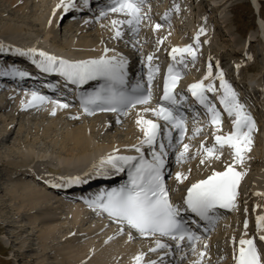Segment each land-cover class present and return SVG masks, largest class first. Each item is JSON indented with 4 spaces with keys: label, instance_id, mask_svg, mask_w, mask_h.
<instances>
[{
    "label": "snow or ice",
    "instance_id": "6c2138e0",
    "mask_svg": "<svg viewBox=\"0 0 264 264\" xmlns=\"http://www.w3.org/2000/svg\"><path fill=\"white\" fill-rule=\"evenodd\" d=\"M145 3L146 0H108L107 4L100 6L99 15L95 19L99 21L100 18L107 17L110 13L120 14L124 19L111 20L112 38H123L125 33L121 30V25H127L129 32L135 36L139 33L141 22L148 18V13L144 10ZM173 7L179 12V5ZM56 9H63L64 13L70 10H91L90 0H79V3L77 0H60L53 9V15H55ZM168 18L169 14L166 12L162 19L168 20ZM85 23L88 21L85 20ZM49 24H51V20H49ZM102 27H107V25H102ZM152 27L153 31H156L163 25L156 23ZM205 31L204 27H200L194 36V44L173 47L169 52L172 63L168 65L164 75L161 102L155 107L151 106L153 100L152 81L155 74L159 72V66H154L151 63L154 59L151 53L146 58L148 62L147 86L139 79L129 86L127 71L129 62L115 49L105 47L99 56L72 60L50 54L36 47L21 48L0 42V53L27 57L41 72L56 73L66 83L75 85L77 88L89 81H96L97 84L94 88L79 94L80 106L88 115H92L96 111L114 112L118 114L117 123H120L119 115L127 116L137 105L144 106L137 111L135 119V124L142 136L137 138V143L126 146L134 150L137 155H122L119 154V149L113 148L110 154L101 157L99 162L92 166L97 176L106 174L109 167L114 172H122L127 167V180L119 187L102 191L95 199L85 200L90 207L107 213L115 223L120 225V233H123L124 225H127L129 240L133 239V231L141 237L154 238L153 245L149 247L148 251L157 252L160 250L162 255L157 260H145L146 254L143 251L137 252L132 257V264H164L166 256L176 253H180L179 260L183 261L187 255L182 250L184 248L190 250L194 257L189 261V264H210V261L206 260L207 242L204 241L202 247L198 248L197 242L203 240V237L190 225L199 228V222L205 221L207 226L204 231L207 232L209 227H214V222L218 219L217 209L229 211L238 209V186L246 173L238 171L236 165L242 166L245 160L250 158L246 156V153L250 151L253 143L252 134L256 131V121L245 104L240 101L238 93L225 79V73L220 68L219 62L215 66V77H213V65L209 63L205 76L201 80L189 84L188 91L206 109L209 123L213 129V145L205 146L203 141L200 143L198 149L200 164H205L206 161L208 163L213 160L219 161L225 147L230 149L231 162H225L222 170L212 169L211 174L206 178L191 183L187 187L181 203L172 201L171 189L165 182L166 159L169 150L176 146L172 142L171 130L173 128L179 130L180 136L176 141L179 144L184 138L186 129V118L180 114L177 107L185 97L181 96L178 101L173 91L181 79V71L177 65L181 64L187 67L184 60L185 54L195 62L197 49L200 46L199 36ZM207 42V40L204 41V43ZM136 43L139 41L137 40ZM161 43H163V38L157 40V44ZM135 46L133 44V47ZM109 52H112V55H108ZM177 55L180 56V60L176 59ZM37 56L39 59L36 58ZM246 58L252 59L247 54ZM141 62L143 63V60ZM239 68L240 64H236V69L239 70ZM0 76L23 79L29 77L30 73L14 64H9L0 68ZM214 79L219 80V89L212 82ZM48 87H52V85L49 84ZM206 93L216 94L215 98L219 100L223 111L230 118L232 130L229 133L220 134L222 114L216 105L208 99ZM25 96L28 99L27 101L21 100V108L37 107L45 102H50L60 108L70 106L58 99L53 100L51 97L44 96L38 90L25 89ZM56 107L52 109L53 115L56 112ZM142 113H151L157 120H163L164 126H161L156 120L145 118ZM200 131V128H196L194 133L199 134ZM145 145L149 149L150 159H146L145 153L142 151ZM189 148V144H183L182 150L176 152L178 163L186 159ZM87 175L85 173V176ZM171 175L172 173L169 172L168 176ZM187 178V174L183 172L175 173V180L178 184L183 183ZM61 181V183H52L51 186L60 188L80 184L83 182V177H61ZM45 183L51 182L46 180ZM253 194L264 197V192ZM258 207L261 206L254 205L253 212ZM247 211L248 209L245 207L243 231L239 239L235 235L231 237L232 264H264V251L256 242L258 239L261 245H264V212L255 216V232L250 236ZM190 214H194L199 219H192ZM167 240L174 242V249L173 244L168 243ZM184 241H187L186 245L183 244Z\"/></svg>",
    "mask_w": 264,
    "mask_h": 264
},
{
    "label": "rangeland",
    "instance_id": "374dc122",
    "mask_svg": "<svg viewBox=\"0 0 264 264\" xmlns=\"http://www.w3.org/2000/svg\"><path fill=\"white\" fill-rule=\"evenodd\" d=\"M0 4H2V6L0 5V29L1 30L6 29L9 26H10L9 28H14V30L12 31H14L17 34H11V35H13L15 39H29L37 35H41L45 33L46 30L51 28L48 22L46 23L42 22L41 24L33 23L34 25L32 26H27L26 24H23V22L27 19L29 20L34 19L31 13L32 11L36 12L38 15H41V16L43 15L42 18L48 17L49 20H52L54 16L55 17L57 16V15H53V11L50 10L51 6L54 4V0H28V4L25 5V7L27 6V8L26 10L24 9L25 7L23 8V11H22L23 13L20 11L16 12V10L13 9L12 6L9 5L10 2L7 0H0ZM262 4H263V7L261 9V12H262L261 15L264 16V0H262ZM155 5H156V8H160L159 4L155 3ZM184 8L189 12L190 11L193 12L194 9L202 10L203 13H206L212 19H214V17L216 19L220 18L222 22L225 24V28L227 27L230 33L232 32L231 35L229 37L225 35L223 30H221L222 28L221 27L219 28L216 22L215 23L211 22L205 25V22L199 16L198 17H190V16L185 17L186 20H189L188 21L189 23L188 25H186V27L185 25L184 26L182 25L179 29L174 27V25L176 24H172V25L170 24V25H163V27L156 30L157 31L156 33L155 31H153V29L147 30L149 36H154V35L160 36L157 39H155L154 37L153 38L149 37L148 42H146L140 34L128 40L129 36H131V34L128 33V30H129L128 26L121 25L120 26L121 30L125 33V35L123 36L121 43L118 46H117V41H115L116 39L111 38L113 36L112 34L113 32L111 30V20L120 19L121 17L119 15H109L107 17H104L105 24L104 22H102V24L99 23L98 25L93 23L92 25L89 24L90 25L89 27H88V24H85L84 22L78 25H75V27L73 28L71 26V29H70V25L65 26L64 24V30L66 32L67 30H69L67 36L72 42L74 41L77 43L81 40H87L92 44L100 45L99 48H105L106 45H108L107 47L108 48L110 47L109 49H112V46H113V49L117 51L118 47L120 46V48H122L124 53L130 54V55L138 56L143 53H146V54L151 53L154 57L155 54L158 53L160 56L163 57L165 52L169 50L171 46L173 47V44L176 46L181 45L182 43H184V41H186V39H188L187 38L188 35L191 36L192 34L193 36H195L198 29L200 27H204L206 29L205 33L199 36L200 46L197 49V53H198L197 58L195 62L193 61L187 62L186 69L188 70V73H189L188 77L190 76L191 78L197 75L204 76L207 72L209 63L213 65V77H215V73H216L215 66L217 64V61H219L221 62L219 66L225 73V77L230 79V75H231L234 78L232 80L231 79L228 80V82L232 84V86H235L236 88L240 87L241 84H243L244 79L246 78L253 79L254 80L253 84L257 87H259L260 85L261 86L263 85L264 83V75H263L264 74V71H263L264 70V20L261 21L260 19H258V16L256 13L257 11L252 7V3L250 0H195V1H192V4L190 3V4L185 5ZM155 18L156 17L148 16L147 19L143 20L142 21L144 25L143 28L147 29V28H150V26H153L154 24H156L157 21ZM258 23L260 24V26ZM178 24L181 25L183 24V22L181 21ZM102 25H107V27H102ZM57 32L58 31H52L50 35L48 36V38L45 37L44 39L41 40V42L54 43L53 45L55 46L57 44L56 39L59 36ZM239 32L243 35H247V38H244L242 35H240ZM4 35H10V34H4ZM206 35L208 36L206 37ZM210 35H212V39L209 37ZM160 38H163V43L157 44V40H159ZM105 39L109 40V43L108 44L106 43V45H104L105 43L103 44V40ZM137 40L139 41V43H136ZM205 40H207L208 42L204 43ZM234 40L236 43L233 42ZM188 43L194 44L195 43L194 38L193 39L190 38V41ZM133 44H135L136 46L133 47ZM60 45L58 46V48H61ZM215 46H217V49ZM224 48L225 50H227L226 52H228L229 54L230 53L232 54L233 52H235V50H239L240 54L237 56L233 55L232 57L233 59L231 60H228V61L222 60L219 54L221 53V50H224ZM90 49H96V48L95 47L93 48L83 47L82 49H78V50L82 51V50H90ZM200 51L207 52V56L201 55ZM246 54L250 55L252 59L251 60L247 59ZM214 59L216 60L214 61ZM236 64H240L239 70L236 69ZM248 66H254V67L256 66L258 69H261V71H254L253 73L249 72L246 70V67ZM217 80L218 79H214L212 82L216 84ZM0 96H1L0 97L1 104L8 105L7 110L0 112V170H1L0 172L4 176L8 172L10 176L12 175V172H15L17 170L15 165H14V168H15L14 170L13 164H8L9 161L20 162L21 160L24 159V157L28 161L32 160L35 157L33 163L36 162V164H39V163L43 165L54 164L55 163L54 161L58 160L59 157L65 156V154L68 152L67 147L71 145L68 143L73 141V140H67V144H66L67 149H66L64 146V142L66 141V138L64 137V134H63L65 131L77 130L78 128H83L84 130L91 132L95 126L93 122L91 123V119H89L90 121L87 119L85 121L82 118H80L81 119L80 123H78L77 125H74V121H73L74 116L65 117L64 112H62V114L58 113L54 115L53 114L45 115L46 112L49 113L50 110H52L51 108H48L44 112L39 111L35 113V115L34 114L29 115L30 113H28L25 110L23 111L20 108V106H18L19 105L18 104L19 102L17 99L18 96L13 95L12 92L2 91L0 92ZM259 96H261V100H263V105H264V92L262 93V95L259 93ZM70 109L72 110L73 108H70ZM136 113L137 112H135L129 118L120 121V125H117V127L112 130H106L105 128H102L103 127L102 125L105 124L106 122L103 123V121L100 120L102 122V123L101 122L99 123L101 124V126L99 124L97 125H99L101 128V129L99 128V130L101 131V134L105 136V140H104L105 143H112V141H115L121 146L137 143V138L141 137L142 133L139 131V129L137 128L135 124ZM14 115L18 117H13ZM142 115H144L145 118L154 117L151 113H147V114L142 113ZM18 118H20V120H17ZM103 119H105V121H111L108 118H103ZM20 124H23V126L25 127L23 130L20 129L19 127ZM49 124L50 125L56 124L57 127L56 129L55 128L51 129L52 131L50 130L49 133H46L49 135V138H48L44 136V132H45L44 126L49 125ZM206 131L207 132L205 134H199L196 138L190 141L189 143L190 148L187 154L188 155L187 161L177 163L174 166V169L176 171L183 172L187 174L188 176V178L184 180L183 183H179V184L175 180V175L172 177L173 178L172 180L175 184L176 195L178 194L179 189L182 188L184 184H187L190 181H192V179L195 176L200 175V174L204 175V173L206 174V171H207L206 169H208L209 166L206 164L207 162H205V164H200V156L198 154V149L200 147L201 141H203L204 143L207 142L209 146H212L214 143L212 139L211 131L209 130H206ZM10 134L12 135L10 139L7 141V136H9ZM260 136H261L260 139L258 138V143L251 145L250 151H254L258 153L259 157L261 156L260 158L262 157L264 158V133L263 132L260 133ZM96 142H100V141L96 140ZM222 155L227 156L226 162H231L229 148L226 149L225 147L222 150ZM49 158H50V161H46V159H49ZM263 158H262V161H263ZM262 161L259 164L255 163V159L254 157H252L248 161H245L242 166L236 165V168L242 167V169L245 171L246 174H255V175L258 174L259 175L261 174L260 171L262 170V165H263ZM260 166H261V169L259 168ZM189 169L191 170L190 172H189ZM21 179L23 178L21 177ZM12 180L13 179L6 181V186L9 187L10 189L14 185L13 184L14 180L13 182ZM27 180L31 182L30 181L31 179L28 178ZM32 184H35V182ZM252 186L253 185L247 184L246 180H244V183L241 185L242 194L240 195L238 211L236 212V214L239 215L238 216L239 219H243V220L245 219V215H241L242 210H244L245 207L247 206L246 204L249 198H251V200L254 199L252 195L254 186L253 187ZM3 196L5 197V195ZM3 196L0 195V206L2 205L1 202L2 203L8 202L9 207L11 208L10 210L11 212L9 211L10 213H8L7 210H4L5 211L4 213L8 214V219L11 221L9 222L10 225L6 226L7 228L5 227L6 229L3 227V225H1V222H0V233L2 232V234H0V263L10 264V262L5 263V258L13 256V250L11 248L13 247V244H16L15 240H18L19 242L18 245L26 247L28 251L26 250V253L24 254L25 258L23 260L16 259L11 264H57L55 263L54 259H52L53 258L52 255L50 256L43 255L44 252L42 248L40 247V241L38 237L43 231H45L44 229H46L47 225L50 223L58 224V225L53 224L56 226V229H57L56 234L58 233L57 235L59 236L62 235L63 232L61 231L63 230L60 228H62L63 225L65 226L69 224L68 219L66 218L67 216L56 214V213H53L52 215L50 214L46 215L45 214L46 212L42 209L38 210L37 213H32V211H29L27 208H25L27 209V213H28L26 215L27 218L24 217L23 219L21 217H18L16 219L17 222H15L14 220H15L17 213L19 211L25 212L22 201H20L21 203H19V200H15L12 202L11 201L13 200L12 199L13 195H12V197L9 200L4 199L3 200L4 202H3L2 201ZM13 208L14 209L16 208V209L14 210ZM249 211L251 212H250L249 217H247L249 221L248 232L249 234H253L255 232V225H254L255 216L259 214L260 211L256 208V211L253 212V206L251 207V209H249ZM2 212L3 211L0 212V216L1 214H3ZM14 212H16V214H14ZM34 214H35V218L33 216L31 217V215H34ZM86 215H87V218L91 220L92 223L94 221H97V218L94 214L87 212ZM11 216L12 218L10 219ZM41 216H43V218L50 216L54 218V220L49 223L46 222L45 224L44 223L40 224L38 222L42 218ZM1 217L4 220L7 218V216L6 217L1 216ZM29 217H31L32 219L29 220L28 219ZM3 219H0V221L6 222V220L4 221ZM32 220L34 221L33 224H31ZM35 220L38 222H36ZM236 220L237 219L235 218L230 219V221L234 223ZM62 221H63V224H62ZM17 225H20V226L18 227ZM27 225L28 226L31 225V226H30V229L26 230V228H28ZM86 226L87 225L85 224L83 225V223H81V228L83 227L86 229ZM237 229L238 231L235 233V236L241 234V232L243 231V225H237L235 229L233 230H237ZM71 231L72 230L65 231V232H68L66 233L67 235L63 238L61 242L57 244L60 246H57L55 244L56 248L61 249L63 246H69L70 239L74 238V234H75V232H71ZM85 231L86 230L83 229L82 232H84V234L82 233L80 236L78 234V236L76 237L79 243H82V241H85L87 239L88 236L86 235L87 233H85ZM31 232L34 235H30ZM227 232L228 230L226 228L222 229V237H223L221 238L222 246L217 251V255L215 257L212 256L211 258L210 256V258L207 260V261H210V264H232V259H231L232 252H231V249L227 248V246L231 245V237L233 235L231 236V233H227ZM11 233L16 235V237L13 238L14 241L10 236ZM126 234H128V232H126ZM101 237L102 235H97L95 237L93 236L88 239L96 240L97 242L99 238ZM77 241H75V243ZM132 241L134 244L135 242L136 244L139 243V241L134 239V237ZM96 242H95V245H96L95 247L97 248ZM107 243L108 242H105L101 244L100 246L104 247L107 245ZM258 244L260 247H262L260 241H258ZM101 247L97 248V252H100ZM96 248L94 250H96ZM144 253L146 254L145 255L146 259H153V260H157L162 255L161 251L156 252L157 257L156 256L154 257V254H155L154 252H151V253L144 252ZM1 254H6V256L4 257ZM220 254H224L223 256L224 259H221ZM15 257L19 258L17 257V255H15ZM213 258H215L214 260H216L215 263L212 262ZM171 263H172V260L170 258L169 259L164 258V264H171ZM184 264H189V262L184 263Z\"/></svg>",
    "mask_w": 264,
    "mask_h": 264
},
{
    "label": "bare ground",
    "instance_id": "6f19581e",
    "mask_svg": "<svg viewBox=\"0 0 264 264\" xmlns=\"http://www.w3.org/2000/svg\"><path fill=\"white\" fill-rule=\"evenodd\" d=\"M7 1L10 2L9 5L12 6V8L16 10V12L17 11L22 12L23 11V8L25 7V5L28 4V0H7ZM58 1L59 0H57L56 2H54V4L51 6V8L50 7H48V8H50V10L53 11V9L55 8L56 3ZM256 1L257 0H254L255 4L258 3ZM2 3H3V1H2ZM0 5L2 6V4H0ZM26 8H27V6L24 9L26 10ZM60 12H61L60 9H56L55 15H57V16L56 17L54 16L52 18L51 24H49L51 26V28H49L48 30H46L45 33H44L45 36H46V38H48V36L50 35V33L52 31H58V32L60 31L61 37L63 38V40H62V42L60 44L63 47H66V45H68V44H72V45L73 44H81L83 47H89V45L91 43L89 41H87V40H81V41H79L77 43L74 42V41L73 42L70 41V39L67 36L69 30H67V32L64 30V24H65V26L68 25V24L65 23V21H66V18L69 17V14L63 13L62 16H60ZM31 13H32V16H33L34 19H30V20L27 19L24 22L22 21L23 24H26L27 26H32L34 24H41L42 22L43 23H46V22L49 23L48 17L47 18H42L43 15L42 16L41 15H38L36 12H33V11ZM188 14H189L190 17H198V16H200V12L199 11H196V12H193V13H186V16ZM261 14H262V12L260 11V15ZM152 16H154V14H152ZM261 16L264 18L263 15H261ZM89 21L90 22H88L87 24L94 23L91 20H89ZM159 21L162 22L161 20H159ZM102 22H104V18L102 19V21H100L101 24H102ZM212 22H214V21H212ZM188 23H189L188 21L187 22L183 21V24H181V25H178L177 24V25H174V27H176V28L179 29L182 25L183 26L185 25V27H186V25H188ZM104 24H105V22H104ZM96 25H98V24H96ZM163 25H165V24H163ZM143 26L144 25H142V24L140 25V27H139V33L138 34H140L144 38V40L146 42L149 41V37H152V38L154 37L155 39H157V38L160 37V36H156V35L149 36L147 30L153 29V27L150 26V28L144 29ZM9 27H7L6 29H3V30L0 29V33H1L0 35L6 36V37H10V36H12L11 34H17L14 31H12V30H14V28H9ZM17 27H19V26H17ZM83 27H84V25H83ZM220 27L222 28L221 30H223V32L225 33V35H227L228 37L231 35L232 32L230 33V31L227 29V27L225 28V26L223 27V25L222 26H219V28ZM70 29H71V26H70ZM156 32L157 31H155V33ZM128 33L131 34L130 32H128ZM4 34H10V35H4ZM208 35H206V37ZM135 36H133V35L129 36V39L128 40L132 39ZM203 37H204V35H203ZM209 37L212 39V35H210ZM118 39H116V40L119 41ZM233 42H235V40ZM47 44L48 43L43 42V45H47ZM93 45H94V47L96 49L82 50V51L81 50H74V49L66 50L65 48H63L61 46H60L61 48H58L56 45L54 46V48L56 49L55 50V53L57 55H59L61 53H63V54L65 53L67 55H73L71 53H78V54H81V55H83V54H99V53H102V52H98V51H101L102 50V48H99L100 45H98V44H93ZM215 47L217 49V46H215ZM226 51L227 50H225V48H224V50H221V53L219 54L221 56V59L222 60H225V61H228V60L233 59L232 58L233 55L237 56V55L240 54V51L239 50H235V52H233L232 54L231 53L229 54ZM94 52H96V53H94ZM200 53H201V55L207 56V52H205V51H200ZM108 55H112V52H109ZM215 60L216 59H214V61ZM217 62H219V61H217ZM214 64H215V62H214ZM219 64H221V62H219ZM247 69H251V70H255V71H258L259 70L256 66L255 67L254 66H249ZM230 79L232 80L234 78L230 75ZM0 86H2V85H0ZM258 90H259L258 91V95H259V93L262 95V93L264 92V83H263L262 86L260 85L258 87ZM17 99H18V102L21 103V100L27 101L28 97H26V96H21V97L18 96ZM3 103H4V101H3ZM0 104H1V101H0ZM37 107L39 108L38 110L40 112L41 111L44 112L48 108L53 109V107H56V106L53 105L52 103H43V104H40ZM31 108H33V107H31ZM7 109H8V105H5V104H1L0 105V112L1 111H4V110H7ZM60 110H62V111H60ZM62 112H64V116L65 117H72V116L77 117V118H73L74 125H77L78 123H80L81 122V119L80 118H82L85 121H86V119L87 120L91 119V123L93 122V124L95 126H94V128L92 129L91 132L90 131H86L83 128H78L77 130H70V131L68 130V131H65V132L63 131L64 132L63 133L64 134V137L66 138V141L64 140L65 141L64 142L65 148L67 146L66 145L67 144V140H73V141L68 143V144H71L72 146L70 145V146L67 147L68 148V152L65 154V156L64 157L61 156V157L58 158V160H56L57 163H58V166H59L57 171L62 172L64 174H71V173H74V172H77V171H82L85 166H87L89 163H93V160H96L97 158H99V156L102 155V153L108 152L113 147H122L120 144L116 143L115 141H112V143H105V141H104L105 140V136L102 135L101 134V131L99 130V128L101 126V124H99V123L101 121H103V123L106 122L105 124L102 125L103 126L102 128H105L106 130H112V129L116 128L117 125H120V123H117V118H113L112 116H108V115L107 116L93 115V117H89V116H86L85 114H82L76 108H73L71 110L70 108H60V107H56L55 114H58V113H61L62 114ZM49 114H52V110H50L49 113L46 112L45 115H49ZM29 115H31V114H29ZM21 116H22V114H21ZM13 117H18V116H15L14 115ZM103 118H108L111 121H105V119H103ZM1 119H3V118H1ZM147 119H149V118H147ZM17 120H20V118H18ZM119 120L122 121V119H119ZM97 124H99L100 126L97 125ZM19 127H20L21 130H23L25 128L23 126V124H20ZM56 127H57L56 124H53V125L52 124L51 125L50 124L49 125H45L44 126V130H45L44 136H46V137L49 138V135L46 134V133H49L50 130L53 129V128L56 129ZM221 130H220V134L224 133V131H221ZM11 135L12 134H10L9 136H7V141L10 139ZM95 139L98 140V141H100V142H96ZM204 144H205V146H209V144L207 142H205ZM169 153L171 154L170 155L171 156L170 159L174 163L176 161V155H175L176 153H172V152H169ZM6 156H8V155H6ZM246 156L247 157H250L249 159H251L252 157H254L255 163H258V164L260 163V159L263 158V157L260 158L261 156L259 157L258 156V153L253 152V151L252 152L251 151H248L246 153ZM226 158H227V156L221 155V159L219 161L213 160L211 163H208L206 161L207 162L206 164L209 166L208 169H206L207 170L206 171V174L204 173V175L203 174L197 175L190 182L191 183H194L195 181H197L199 179H202V178L207 177L208 175L211 174V170L212 169L222 170L224 163L227 161ZM186 159H187V157H186ZM249 159H246V161H248ZM42 160H44V159H42ZM46 161H50V160L46 159ZM25 162L26 163L29 162L28 160H26L25 157L20 162H13V161L11 162V161H9L8 164H13V168H14V165H15V167L17 168V170L15 172H12V175H10V176H9V172L5 176H3V177H2V175H0V180H1L0 181V190H1L0 195H2V196L5 195V197L3 196V199L1 198L2 201L4 199L5 200H9L12 197V195H13V198H12L13 200H11L12 202L15 201V200H19V203H21L20 201H22V204H23L24 209L27 208L29 211H32V213H37L38 210H41L42 209L47 214H50V215H52L53 213H56V214H60V215L67 216L66 218L68 219V222H69L68 225H65V226L63 225V227L60 228V229L63 230V231H61L63 233L60 236L57 235L58 233L56 234L57 229H56V226L55 225H58V224H55V223L48 224L49 222L47 223L48 224L47 225V228L44 229L45 231H43L39 235V237H38L39 238V241H40V247L42 248V250L44 252L43 255H46V256L47 255H49V256L52 255L53 258H52V256H51V258L54 259L55 263H57V264H132V257L137 252L143 251V252L151 253V252L148 251V249H149V247H151L153 245V239H152L153 237L151 239L148 238L145 241L143 240V242H141V243L139 242V243L136 244V242H135V244H134L132 242V240H129L128 239V234H126V232H128L129 229L126 228L127 230H126L125 233H120V231H119L120 229L118 228L120 225H118L117 223H115L114 225H111L109 223V225H107V226L101 220H99V221L97 220V221H94L92 223L91 220H89L87 218V215L86 214H83L84 213L83 211L85 209L84 208V203H82L83 200L76 201V202H71L68 199V197H66V196H62V197L56 198V196L53 195L54 194L53 191H51L47 186H45L42 182L38 181L34 177L30 176V174L25 173V170H27V169H22L21 167L19 168V165L23 166L24 164H26ZM38 162H40V161H38ZM262 167H263V165H262ZM259 168L261 169V166ZM14 170H15V168H14ZM29 172L32 173L34 171H32V169H29ZM175 172H177V171H175ZM256 175H258V174H256ZM256 175L255 174H245L242 177V179H241V180H243V179L246 180L247 181V184L253 185L255 187L254 188L252 186L253 189H254L252 191V195H253V198L254 199L251 200V198H249L248 201H247V204H246L247 205L246 207L248 209V211H247V217H249L250 212H251V211H249V209H251V207L254 206V205H260L261 207H258L257 209L260 211V213L261 212H264V197L257 196V195H254L253 194V193H256V192H264V172L261 173V174H259L258 176H256ZM21 177L24 180L21 179ZM28 178L31 179L30 180L31 182H29L27 180ZM11 179L14 180V182L12 180V182H13L14 185L10 189L9 187L6 186V181L7 180H11ZM33 181L35 182V184H32V183H34ZM240 183H241V181H240ZM183 186L185 187V186H187V184H184ZM255 189H258L259 191H256ZM1 204L2 205L0 206V212L3 211L2 212L3 214H1V216H3V217H6L7 216V218L5 219L6 222L0 221L1 222V225H3V227L5 228L6 226L9 225L8 223L11 220L8 219V214L7 213H4L5 212L4 210H7L8 213H10L11 212L10 211L11 208L9 207L8 202H4V203L1 202ZM27 209H25V212H20V211L18 212L17 211L18 212L17 215H16L17 217H15V220L14 221L17 222L16 219L18 217H21V218L24 219V217H26V215L28 214L27 213ZM237 211H238V209L235 210V215H234L235 217L233 216V218H236V217L238 218L239 215L236 214ZM40 212H42V211H40ZM14 214H16V212H14ZM100 214H99V217L102 218V213H100ZM241 215H245L244 210H242ZM1 216H0V219H3ZM32 216L35 218V214L34 215H31V217ZM31 217H29L28 219L31 220L32 219ZM41 217H42V219H40L39 222L36 221V220L35 221L38 222V223H40V224L41 223H44L45 224L46 223L45 221H47L48 219L46 220L45 217L44 218H43V216H41ZM11 218H12V216L10 217V219ZM43 219H45V221ZM31 222H32L31 224L34 223L33 220ZM105 222H106V220H105ZM29 223H28V225H29ZM81 223H83V225L84 224L87 225L86 226V229L83 228V227L81 228ZM53 224H55V225H53ZM62 224H63V221H62ZM237 225H243V219H239L238 218L235 221L234 229H235V227ZM17 226L19 227L20 225H17ZM30 226H28V228H26V230L27 229H30ZM70 226H71V228H70ZM53 227H54V229H53ZM124 227H125V225H124ZM83 229L86 230L85 233H87L86 235L88 237H87V239L85 241H82V243H79L77 241L76 237L78 236V234H79V236L82 233L84 234V232H82ZM66 230H72L71 232H75L74 238L70 239L69 246H63L61 249H58V248L55 247V244L57 245L67 235L66 233H68V232H65ZM227 230H228L227 233H231V234L233 233L234 235L238 231V229L237 230H233L232 227L231 228L230 227L227 228ZM30 235H34V234L31 232ZM97 235H102V237L99 238V240L97 242H96V240H90V239H88V238H91L93 236L95 237ZM109 237H111V239H109ZM75 241H77L76 242L77 244L75 243ZM95 242L97 243V248H100L101 247L100 245L103 244V243H105V242H108V243H107L106 246L101 247L100 252H97V248L95 247L96 246L95 245ZM21 243H22V241H21ZM57 246H60V245H57ZM231 246L232 245H228L227 248L231 249V252H232V247ZM95 248H96V250H94ZM28 249H30V248H28ZM26 250H27V248L25 250H23V253L24 254L26 253ZM158 251H160V250H158ZM154 253H155L154 254V257L155 256L157 257V253L156 252H154ZM24 254H22L23 255L22 256V260L25 258L24 257ZM15 255H17V257H19V258H16ZM20 255L21 254L18 253L17 250H13V257L15 258V260L16 259L17 260H20L21 259L20 258ZM220 256H224V254H220ZM165 258L166 259H169V257H165ZM145 260H147V259L145 258Z\"/></svg>",
    "mask_w": 264,
    "mask_h": 264
}]
</instances>
